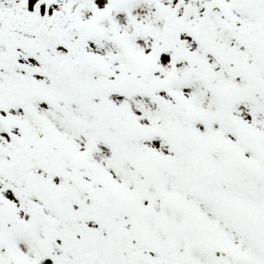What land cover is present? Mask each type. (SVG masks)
<instances>
[{"label":"snow or ice","instance_id":"6c2138e0","mask_svg":"<svg viewBox=\"0 0 264 264\" xmlns=\"http://www.w3.org/2000/svg\"><path fill=\"white\" fill-rule=\"evenodd\" d=\"M0 264H264V0H0Z\"/></svg>","mask_w":264,"mask_h":264}]
</instances>
